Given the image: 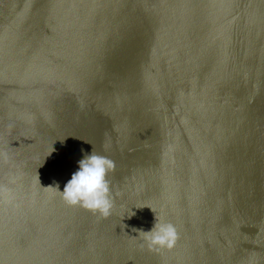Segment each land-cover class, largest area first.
<instances>
[{"label": "water", "instance_id": "obj_1", "mask_svg": "<svg viewBox=\"0 0 264 264\" xmlns=\"http://www.w3.org/2000/svg\"><path fill=\"white\" fill-rule=\"evenodd\" d=\"M94 148L107 218L45 188ZM0 264H264V0H0Z\"/></svg>", "mask_w": 264, "mask_h": 264}, {"label": "clouds", "instance_id": "obj_2", "mask_svg": "<svg viewBox=\"0 0 264 264\" xmlns=\"http://www.w3.org/2000/svg\"><path fill=\"white\" fill-rule=\"evenodd\" d=\"M115 168L114 161L99 154L95 148L78 161V168L65 183L61 191L59 185L45 188L55 189L61 199L70 206H80L93 214L107 218L112 214L114 202L109 173ZM156 214V213H155ZM136 238L151 251L172 250L177 245L180 233L177 225L157 215L150 230L136 229Z\"/></svg>", "mask_w": 264, "mask_h": 264}]
</instances>
